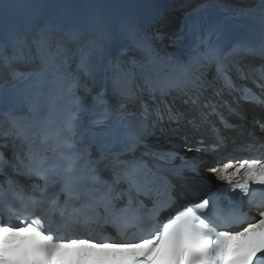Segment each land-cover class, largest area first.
<instances>
[{"label": "snow or ice", "instance_id": "1", "mask_svg": "<svg viewBox=\"0 0 264 264\" xmlns=\"http://www.w3.org/2000/svg\"><path fill=\"white\" fill-rule=\"evenodd\" d=\"M189 30L192 43L184 59L161 57L146 38H133L139 57L130 48H120L112 57L111 48L120 43L119 32L106 44L73 37L80 44L75 70L66 56L68 38L47 27L32 35L38 63L26 71L17 65L29 48L27 36L15 39L11 55L0 47V69L10 73L7 81L0 80V90L6 85L15 88L19 82L25 85L20 91L30 98L44 81L70 82L74 94L80 90L83 95L76 96L69 124L81 114L91 120L87 134L68 128V134L58 139L47 117L36 114L24 127L17 123L23 116L11 115L14 133H0V193L14 191V203L22 205L31 218L17 215L14 223L12 208L0 204V264H264V219L248 223L243 230L219 231L227 225L209 198L161 219L159 213L175 203L170 187L164 188L163 201L159 195L150 197L151 208L139 200L141 193L159 192L160 169L149 168L142 157L121 159L123 152L134 153L143 142L149 117H155L153 126L165 117H176L166 99L172 92L198 104L204 90L211 87L200 70L215 62L217 73L223 74V50L211 41L212 33L201 34L196 25ZM94 50L101 58L97 62L92 58ZM230 85L226 80L225 86ZM145 91L153 103L144 101ZM138 101L142 112L133 123L128 105ZM9 136L22 146V151H13L11 156L6 155ZM117 143L123 152L113 150ZM144 147L143 156L153 160L169 155ZM230 168L231 162L211 169L218 180L227 182L221 191L243 200L250 197L252 184L264 187V165L258 160H241L231 175ZM241 169L245 179L234 181ZM21 177L32 181L30 188ZM50 185H58L59 192H50ZM260 215L264 217V211ZM146 217L151 222L138 236L118 234L97 241L80 231L93 223L117 224L122 218L141 222Z\"/></svg>", "mask_w": 264, "mask_h": 264}]
</instances>
